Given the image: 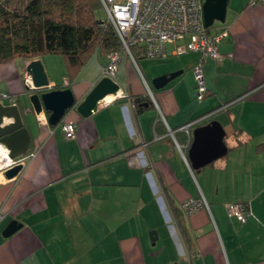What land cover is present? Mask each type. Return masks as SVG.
I'll list each match as a JSON object with an SVG mask.
<instances>
[{
  "label": "crops",
  "instance_id": "1",
  "mask_svg": "<svg viewBox=\"0 0 264 264\" xmlns=\"http://www.w3.org/2000/svg\"><path fill=\"white\" fill-rule=\"evenodd\" d=\"M251 1L229 2L228 24L211 31L229 35L219 44L223 57L204 63V100L195 97L199 53L162 60L159 71L143 55L135 62L123 55L114 81L127 97L106 98L86 118L69 110L62 123L77 124L74 139L62 123L51 126L45 111H33L32 61L0 65V102L12 105L2 94L16 100L31 135L19 176L0 173V209L8 212L0 264H187L190 254L192 264H264V6ZM38 60L48 89H70L77 104L109 64L108 55L95 54L72 76L63 58ZM172 74L165 87H154ZM136 96L151 100L141 113ZM207 118L222 125L232 149L194 171L181 129ZM191 198H204L209 210L188 214L181 204ZM240 202L250 210L244 223L227 214V205ZM14 220L22 228L5 238Z\"/></svg>",
  "mask_w": 264,
  "mask_h": 264
},
{
  "label": "built area",
  "instance_id": "2",
  "mask_svg": "<svg viewBox=\"0 0 264 264\" xmlns=\"http://www.w3.org/2000/svg\"><path fill=\"white\" fill-rule=\"evenodd\" d=\"M100 2L107 16L106 23L114 28L123 47L121 52L108 56L109 64L103 71L106 77L115 80L123 55L136 61L131 51L134 46L142 48L143 56L148 59H168L171 56H183L197 52L200 54V62L194 68L195 97L197 101L204 100L207 92L204 63L223 57L219 51V44L229 35L226 29H222L219 34H212L211 27L205 26L204 0H100ZM258 3L264 6V0L251 1V5ZM30 80L29 77L27 81L33 89ZM118 95L120 98L127 97L125 94ZM1 97L9 100L12 105L17 104L9 94H2ZM101 102L108 103L109 101L104 99ZM161 117L164 119L163 116ZM200 121L202 120L190 122L181 130L190 134ZM77 127V124L71 122L61 124L67 139L75 138ZM25 161L26 158L22 156L15 159L10 158L8 164L0 168V172L4 173L19 164L24 165ZM226 207L228 216L239 223H244L250 216V210L244 203H233ZM181 208L188 214H193L202 209L209 210V204L204 198H191L184 201ZM7 215L6 208H1L0 223ZM194 259L195 255L186 256L187 264H192Z\"/></svg>",
  "mask_w": 264,
  "mask_h": 264
},
{
  "label": "trees",
  "instance_id": "3",
  "mask_svg": "<svg viewBox=\"0 0 264 264\" xmlns=\"http://www.w3.org/2000/svg\"><path fill=\"white\" fill-rule=\"evenodd\" d=\"M100 9V0H0V65L16 59L35 61L61 55L73 76L95 54L121 52L123 47L114 28L96 19ZM131 51L135 59L143 55L140 47L134 46ZM148 101L149 96L134 97L138 112L144 111L142 104ZM231 149L228 147V151Z\"/></svg>",
  "mask_w": 264,
  "mask_h": 264
},
{
  "label": "water",
  "instance_id": "4",
  "mask_svg": "<svg viewBox=\"0 0 264 264\" xmlns=\"http://www.w3.org/2000/svg\"><path fill=\"white\" fill-rule=\"evenodd\" d=\"M230 0H204L203 15L207 28L213 26L215 21L225 23L227 8ZM26 72L31 78L33 89L29 86L27 90L31 93L30 103L36 114L45 111L49 115V124L57 126L66 116L67 112L76 108L83 117H90L99 107L101 101L111 95L118 96L121 87L109 77H104L86 96L84 101L77 104L72 91L65 89H48L49 79L40 60L30 62ZM178 74L162 76L154 80L156 89L165 87ZM30 109H26L28 112ZM9 120V123L5 122ZM192 143L188 151V159L194 171L201 170L228 154V146L225 143L226 132L218 121L196 127L192 130ZM0 144L4 145L11 159L18 158L29 152L31 146V135L25 127L21 107L19 104L6 105L0 102ZM19 164L3 173L7 180L19 176L23 170ZM22 228L18 221H11L3 232L5 238L13 236ZM155 236H156V232ZM154 239V238H153Z\"/></svg>",
  "mask_w": 264,
  "mask_h": 264
},
{
  "label": "rangeland",
  "instance_id": "5",
  "mask_svg": "<svg viewBox=\"0 0 264 264\" xmlns=\"http://www.w3.org/2000/svg\"><path fill=\"white\" fill-rule=\"evenodd\" d=\"M234 1V2H233ZM230 2V6H231V4H232V2H233V5L235 4V2H236V0H230L229 1ZM232 5V6H233ZM230 6H228V8H227V10L229 9V7ZM230 16V15H229ZM96 19L97 20H99V21H105L106 19H107V16H106V13L104 12V10L103 9H100V10H98L97 11V13H96ZM228 24V18H227V20L225 21V23H221V22H219V21H215L214 22V24H213V26L211 27V31H212V33H215L216 32V29L217 28H219V27H221V26H223V25H227ZM184 56V55H183ZM45 58H46V60H51V61H55L56 63H58V60H59V62H60V60L62 59V56L61 55H48V56H45ZM171 58V59H170ZM176 58L177 57H175L174 59L176 60ZM148 59V58H147ZM149 61V63L150 64H152V65H150L151 67L150 68H154V71H159L160 69H161V67H158L157 65H158V63H160L162 60H164V61H162L161 63H166V60L167 59H148ZM169 60H172V57H169ZM1 173V172H0ZM4 180V179H3Z\"/></svg>",
  "mask_w": 264,
  "mask_h": 264
},
{
  "label": "bare ground",
  "instance_id": "6",
  "mask_svg": "<svg viewBox=\"0 0 264 264\" xmlns=\"http://www.w3.org/2000/svg\"><path fill=\"white\" fill-rule=\"evenodd\" d=\"M107 100L110 98H115V95H111L106 97ZM8 150L4 145L0 144V168L5 167L8 164V160L10 159Z\"/></svg>",
  "mask_w": 264,
  "mask_h": 264
}]
</instances>
